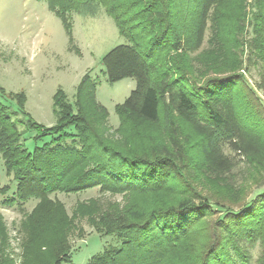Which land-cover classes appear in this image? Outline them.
I'll return each instance as SVG.
<instances>
[{"label": "trees", "instance_id": "obj_1", "mask_svg": "<svg viewBox=\"0 0 264 264\" xmlns=\"http://www.w3.org/2000/svg\"><path fill=\"white\" fill-rule=\"evenodd\" d=\"M47 1L72 43L70 14L85 4L104 7L129 41L104 56L108 80L131 77L137 86L116 107L118 139L105 133L109 112L97 101L90 75L78 87L76 110L58 92L57 123L51 127L26 112L24 94L9 96L17 97L26 120L15 118L0 99V153L16 183L3 203L37 200L21 223L26 234L21 264H72L69 237L79 217L87 218L101 235L120 240L88 264H250V248L258 243L264 262V192L247 196L253 183L264 178V102L243 74L234 72L240 64V42L225 39L230 30L239 31L240 14L227 19L217 10L219 0ZM260 4L252 50L264 56V0ZM215 8L214 21L226 20L219 30L228 49L215 75L191 80L188 73L195 68L190 59L204 44ZM261 62L264 77V58ZM208 70L213 71V64ZM29 130L36 132L35 141L51 139L30 151L23 141ZM226 147L243 158L245 170L239 168V178L235 169L240 162ZM186 170L201 178L202 190ZM98 186L132 198L125 207L91 200L77 205L70 217L64 203L51 197ZM10 190L7 184L0 193L5 196ZM136 196L145 198V204L132 202ZM8 234L0 215V264H14L5 251Z\"/></svg>", "mask_w": 264, "mask_h": 264}, {"label": "rangeland", "instance_id": "obj_2", "mask_svg": "<svg viewBox=\"0 0 264 264\" xmlns=\"http://www.w3.org/2000/svg\"><path fill=\"white\" fill-rule=\"evenodd\" d=\"M263 0H219L216 4L227 19H233L240 14V29L236 34L229 31L228 38L240 42L242 54L240 64L234 72L243 74L245 81L255 90L264 102V77L261 74L264 56L256 55L252 50L255 36L257 17L260 14V6ZM216 8L211 13L206 38L201 50L196 51L195 58L190 59L195 68V73H188L191 80L202 82L205 78L213 76L218 63L224 59L228 49L223 41V33L219 28L224 19H216ZM73 24V34L67 31L62 19L49 7L47 0H0V88L6 94L0 92L1 101L15 113V118L26 120L15 94H24V109L36 122L51 127L57 123L55 113V97L62 92L67 97V102L75 105L78 87L86 75H90L96 84V99L104 105L109 116L105 122L106 135L112 138H120V116L116 107L123 103L136 88L135 78H124L115 83L108 80L103 66L104 56L120 45H128L129 41L119 33L114 19L106 9L97 3L83 5L79 12L70 14ZM212 35L215 40L211 39ZM210 52L209 56L204 53ZM194 57V56H193ZM208 64H213V71L208 70ZM228 73V72H226ZM11 97H10V96ZM100 118V117H98ZM21 130L24 126L19 124ZM75 133L74 129L69 130ZM36 132L27 131L23 136L26 146L32 151L37 145H43L50 141V137L35 141ZM190 143L194 142V134L189 131ZM228 154H233L240 162L235 169V176L243 175V159L235 155L228 147ZM199 156V152L196 151ZM241 158V159H240ZM241 167V168H240ZM240 168V169H239ZM243 170H245L243 168ZM189 177L195 181V187L202 190L201 178L193 170H186ZM264 176V172L261 173ZM260 183H253L248 190L250 198L264 192V178ZM241 181H236L239 184ZM10 184L11 190L4 196L0 193V215L3 217L8 232L9 242L5 251L14 260V264L22 263V242L26 234L22 227V221L30 214L37 203L31 199L22 205L7 206L3 201L7 196L11 197L16 189V183L12 176H8L4 166V160L0 153V188ZM250 192V194H249ZM64 203L67 215L72 217L77 205L89 204L94 200L98 204L107 207L111 204L119 207L126 206V200L132 198L124 193H111L101 191L100 187L89 188L77 193L58 192L52 194ZM132 202L145 204V198L134 197ZM75 227L70 233L72 264H88L92 257L103 253L111 246L120 244L116 235H101L87 221V218H76ZM250 264H264L262 262V247L258 243L250 248ZM259 259V260H258ZM262 260V261H260Z\"/></svg>", "mask_w": 264, "mask_h": 264}]
</instances>
